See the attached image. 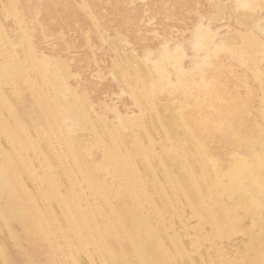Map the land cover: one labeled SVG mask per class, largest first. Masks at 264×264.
Segmentation results:
<instances>
[{"label":"bare ground","instance_id":"1","mask_svg":"<svg viewBox=\"0 0 264 264\" xmlns=\"http://www.w3.org/2000/svg\"><path fill=\"white\" fill-rule=\"evenodd\" d=\"M174 1L172 3L178 4ZM177 1L181 4L180 1L182 0ZM35 2L37 0H27L30 7ZM250 2L253 1L244 0L238 6L239 9L236 7V20L239 25L247 27L255 17L249 12V9H246ZM60 3L62 4V2ZM160 5L162 6V4ZM188 6L190 7V4ZM72 11L74 17L72 15L70 17L72 21L75 20L74 24H77L75 16L77 17L78 8L75 7ZM63 12L65 13L62 5L53 10L51 15L54 17V23L62 24V20L68 22V18L63 16ZM183 14L185 15V13ZM115 18L117 19V17ZM81 30L80 32H82ZM258 30H264V23L258 24ZM74 31L76 30L73 29ZM194 36L193 47L200 51L208 41L207 35L198 30ZM241 40L247 47V50L240 57V63L245 66L246 63H249V57L253 55L254 51H258L263 43L250 37L245 39L243 37L233 38L227 43L229 47H232ZM215 55L217 54L215 53ZM262 63L264 67V60ZM60 65L63 70H56L52 75L56 78L60 94H64L66 78L63 71L67 69V65L64 62H61ZM124 65V70L127 72L136 68L145 70L131 56L126 57ZM196 66L202 67L199 63ZM44 67V71L48 72L49 70L50 73L51 61L49 60V65L46 62ZM243 72L245 73L240 74L239 77L234 76V78L237 77L233 81L239 85V87L237 86L238 91H234V83L232 87L231 80L230 83L228 82L229 77L224 78L227 81H223L221 80L223 76L221 77V73L218 72L212 76L214 77L212 82L205 86L203 83L201 85L193 80L185 85L179 81L171 83L168 79L160 80L157 86L159 94L156 96H166V103L151 114L149 124L141 127L142 136L149 144L147 152L142 151L143 146L136 145L132 133L137 126L130 120H126L121 128H116L106 119L90 112L91 101L85 91H73L71 102L74 107H77L78 111L76 112H79L81 117L88 122L87 124L94 132L95 138H87L83 141L73 140V143L65 139V144L60 143L62 144L60 146L65 149L63 158H68V172L63 173L64 175L59 174L51 152L46 149V143L38 142L31 128L25 123H20V130L25 134V138L29 142L27 143L34 153L33 157L29 159V163L37 171H42L53 191L50 197H47L46 202L49 203L47 206L52 212H55L54 214H56L57 209L63 211L73 226V232L68 226L69 230L66 227V230H62L63 233L65 232L63 239L65 238L64 245L67 250L64 252L61 247L62 259L68 256L73 262L72 264H224L223 259L226 254L218 243L235 234L233 232L237 231L241 225L240 220L237 219V213L245 212L250 215H259V223L256 227H259L262 233L253 234L252 231L246 250L242 256L239 254L241 260L237 264H264L263 131L258 126L252 125L247 136L239 137L241 138L239 142L221 144L222 140L225 141L227 138L236 135L237 129L230 127L229 123H238L246 119L250 114L253 98L256 96L253 95L255 90L253 83L251 84L249 81L251 77L248 79L247 72ZM203 73L204 70L201 75ZM254 79L259 80V77L256 76ZM150 86H152L151 83ZM256 91L259 92V112L263 113L264 85L259 86L257 84ZM5 105L7 106L5 110L9 111L17 122L20 119L17 107L10 99ZM173 108L178 110V117L171 114ZM3 114L5 113L0 108V136L5 137L12 147L19 146V144V149L24 147L19 138L21 133H12L11 125L8 124ZM73 115L76 116V113ZM59 123L61 124V122ZM78 125L81 127L80 124ZM154 127L159 128L163 135L173 141V148L171 149L173 153L164 150L158 155L157 165L154 164L156 158L153 151L156 139V128ZM59 129H61V125H58L57 130ZM56 136L53 135L52 138L57 139ZM58 139L55 141L61 142L62 138ZM19 149L15 152L18 153ZM101 151L103 155L100 154ZM177 152L179 153L175 156ZM96 154H99L100 158L95 159ZM13 170L18 176L16 178L21 182L20 184L27 189L25 177L21 171H18V167ZM9 184H1L0 191L4 194L14 192L15 199L18 197L17 194L21 193L10 188L12 185ZM147 184H151L153 187L156 185L160 191L159 194H148ZM27 191L29 196H32L29 188ZM77 195H80L82 199L91 197L98 200L103 209L113 216L112 218L115 217L112 220L113 227H102L91 213L92 210L89 209L88 202L81 203ZM22 198L20 196L19 199L22 200ZM206 199L212 201L211 208L206 204ZM54 201L59 203V207L54 206ZM18 203L23 202L19 200L15 204ZM19 205L13 204L6 209L12 214L7 219L10 224L11 221L17 220L15 223L18 227L21 226L23 230L19 236L21 238L17 237L26 245H30V251L26 257L25 253L19 251L20 247L15 246V242L9 244V242L1 239L0 233V262L5 264H63V260L62 262L59 261L49 244V235L42 234L41 224L33 221L34 219L30 217L34 213L29 215L28 209L26 215L24 210L28 207L21 204L22 206L25 205L26 208L22 207L24 210L21 209L25 213L19 214L21 206ZM144 206L151 208L152 215L150 218L143 215ZM180 206H188L192 216L200 221L197 226L190 228L188 233H174L175 226L179 221H183L180 218L182 216L179 212ZM17 213L18 216L16 217ZM152 217L156 220L155 224L151 222ZM118 233L124 236L126 244L130 248L132 259L115 246V235ZM89 246H92L93 249L90 250ZM13 247L15 248L13 251L16 253L14 256L8 250L9 248L13 249ZM67 253L68 255H66ZM227 257L225 258L227 259Z\"/></svg>","mask_w":264,"mask_h":264},{"label":"rangeland","instance_id":"2","mask_svg":"<svg viewBox=\"0 0 264 264\" xmlns=\"http://www.w3.org/2000/svg\"><path fill=\"white\" fill-rule=\"evenodd\" d=\"M64 1L60 0L58 3V0H37L30 7L27 0H0V108L5 113L3 116L6 121L11 125L12 133H21L19 138L24 146L19 149V144L14 148L5 137L0 136V141L3 143H0L2 145H0V185L10 183L9 185H12L10 188L21 193L17 194L18 197H23L21 200L16 195L15 201L14 192L4 194L0 191V233L1 239L9 244L15 242V246L20 247L19 251L25 253L27 257L30 245H26L19 239L20 233L23 232L22 227L17 226L16 219L9 223L7 217L12 214L6 210L13 204H25L28 208L24 210L22 207L25 205H19V214L26 211L24 213L27 215L28 209L29 215L34 213V217L30 216L34 220H31L41 224L42 234L49 235V244L59 261L63 260V264H72L68 256L62 259L60 250L62 247V250L67 252L64 245L65 238L63 239L65 232L63 233L62 230H66L68 226L73 232V226L63 211L56 208L57 212L54 214L55 212L47 206L49 205L46 202L47 197H50L53 191L42 171H37L29 163L34 153L28 145L25 134L20 130V123H25L31 128L38 142L46 143V149L51 152L59 174H66L68 158H63L65 149L60 145L65 144V139L73 143V140L83 141L87 138H95L88 122L79 112H76L77 107H74L71 102L73 91H85L91 101L90 112L106 119L116 128H121L126 120H130L137 126L132 133L136 145L143 146L141 150L147 152L149 144L142 136L141 127L149 124L151 114L166 103V96H156L159 94L157 86L160 80L168 79L171 83L179 81L184 85L193 80L205 86L212 82L214 78L212 76L218 72L221 73V77L223 76L222 79L220 78L223 81L229 77L228 82L232 81L231 86L234 85V91H238L239 85L233 80L246 71L248 79L251 77L250 83H253L255 88L253 95L257 97L254 96L256 98H253L250 114L246 119L235 122L236 124L229 123L230 127L237 129L236 135L229 137V141V138L222 140L221 144L239 142L241 140L239 137L247 136L252 125L258 126L263 131L264 142V112H259V92L256 91L257 84L264 85L262 63L264 30H258V24L264 23V0H252L253 2H250L252 4L247 5L246 9L255 16L247 27L239 25L236 20L238 6L244 0H182L184 4L182 1L179 4L177 0H66L67 4ZM173 1L178 4L172 3ZM60 4L65 11L63 16L68 18V22L62 20V24L54 23V17L51 15L53 10L61 6ZM75 7L78 8L77 17L75 16L77 24H74L75 20L72 21L71 18ZM67 12L70 15H67ZM78 21L84 22V25ZM73 29L76 33L78 31V34L74 33ZM198 30L203 31L208 39L205 47L200 51L193 47L194 35ZM238 37L243 39L250 37L263 43L260 49L254 51L249 57V63H246V65L250 64L249 66H242L240 63V57L247 50L244 42L241 40L232 47H229L227 43L228 40ZM128 56L134 57L145 70L136 68L130 72L125 71L124 60ZM49 60L51 61L50 73L49 70L44 71V66L46 62L49 65ZM61 62L67 65V69L63 71L66 78L64 94H60L56 78L52 75L56 70H63ZM197 63L202 67L196 66ZM203 70L204 73L201 75ZM234 76L237 77L234 78ZM256 76L259 80L254 79ZM8 99L14 103L20 113V119L17 122L14 116L5 110ZM72 113H76V116ZM171 114L178 117V110L173 108ZM58 125H61L59 130H57ZM155 133L153 151L156 155L154 164L157 165L158 155L164 150L173 153L171 150L173 141L163 135L159 128L155 129ZM53 135H57V139L64 140L55 141L57 139H53ZM16 148L19 149L18 153L15 152ZM178 153H175V156ZM100 154L103 155V152L101 151ZM98 156L99 154H96L95 159L100 158ZM15 167H18V171H21L25 177L27 189H30L32 196H29L25 186L16 178L18 176L13 170ZM146 188L147 192L149 191L148 194L157 195L160 192L156 185L153 187L147 184ZM77 196L81 203L88 202L91 213L102 227H113L112 220L115 217L112 218L113 216L103 209L98 200L91 197L83 198V200L80 195ZM17 198L23 203L15 204L19 202ZM206 204L209 208L212 207L210 199H206ZM54 206L59 207V203L54 201ZM179 212L183 221H179L175 226L174 233H188L190 228L199 224L200 221L192 216L188 206H180ZM237 214V219L241 222L239 229L234 231L235 234L230 235V238L218 243L224 249L225 257L228 256L227 259L224 257V264L239 263L250 241L252 231L253 234L262 233L261 229L256 227L259 223V215H250L245 212ZM143 215L151 217L149 206H144ZM15 216L17 217L18 213ZM151 222L156 223L154 217ZM115 236V246L132 259L124 236L121 233ZM14 249V247L8 249L13 256L16 255ZM89 249L92 250L93 247L89 246ZM0 264L5 263L1 261Z\"/></svg>","mask_w":264,"mask_h":264}]
</instances>
